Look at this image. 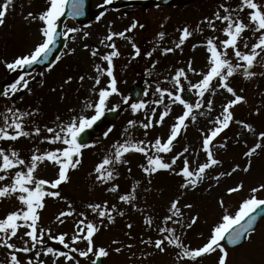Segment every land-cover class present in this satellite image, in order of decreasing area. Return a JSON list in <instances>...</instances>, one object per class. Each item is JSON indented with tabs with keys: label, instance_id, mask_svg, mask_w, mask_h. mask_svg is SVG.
<instances>
[{
	"label": "rangeland",
	"instance_id": "obj_1",
	"mask_svg": "<svg viewBox=\"0 0 264 264\" xmlns=\"http://www.w3.org/2000/svg\"><path fill=\"white\" fill-rule=\"evenodd\" d=\"M45 1L35 0V3L39 4ZM126 1L110 0V3L105 4L104 0H93L92 4L96 15L90 24L79 25L69 21L65 25V30L67 28L78 30L75 33H69L68 45L60 63L62 65L67 60H71L72 67L64 72L58 70L56 79H53L55 74L52 75V72H55L61 65L54 71L51 70L52 68L49 70L37 69L32 76L26 77L29 80V89L34 90L32 96H28V89L21 88L16 93H24L21 100L13 102L8 97H0V102H9V104L17 105L20 111L33 113L23 120L24 130L31 132L32 135L22 136L19 144L17 143L18 138L11 145V150H16L19 153V146L22 143L20 157L27 163L33 154L64 147L61 142L50 143L43 139V137L52 135L46 131V127L57 128L58 125L69 122L73 116L93 114V109L87 108L86 104L96 102L99 90L107 88L111 79L106 71L101 75L96 70V65H100L101 70L108 68L107 61H104L102 57L113 51L108 47L109 43L114 42L120 53L119 56L113 58L112 64L119 91L109 97L107 108L111 109L116 105L123 106L122 116L118 122L104 128L101 136L93 139L90 144L93 146L82 150L81 164L76 169L69 171L70 180L68 182L59 186L58 189H52L51 184L45 185L46 190H59L63 199L45 198V207L39 210L40 220L38 221V234L39 229L46 230L43 237L45 244H38L36 249L30 253L17 252L21 264H27L29 257L32 258L34 264H38L35 257L36 251L41 252L39 260L44 261V264H75L74 261L69 262L63 256H55L51 253L45 255V245L74 256L79 264H88L95 255L89 254L88 257H80L78 252L72 251L73 248L81 251L87 248L86 241L79 240L73 243L71 240L72 236L77 234V225L81 219H84L85 223L92 221L99 226V231L94 235V249L105 247L108 250L109 255L104 257V264H218V257L221 255L219 250L212 254H205L193 261L188 258L177 259L181 252L180 248L168 244L167 241L164 245L165 251H160L154 245L147 244L146 241L163 238L167 233H160L159 228L170 227L176 230V235L180 236L183 243L189 248L201 247L210 238L209 234L214 226L221 222L225 208L227 207L229 214H234L242 201L249 197L251 189L264 184V146L257 149L251 157L244 155L258 142L264 145V140L259 137V133L264 132V81L262 82L264 72H261L264 69V63L259 62V57L258 62L251 69L255 73L254 76L245 78L243 73L238 72L229 79L230 86L246 100L231 109L234 114L233 122L213 141L212 151L222 163L207 170L205 179L196 188L182 189L180 185L184 182L183 177L168 170H159L151 175L146 174L141 168V165L146 166L145 155L134 151L125 154L124 159L128 163H118L112 166L114 180L101 183L96 179L98 175L95 171L96 167L106 156L114 154V146L117 142L123 143L131 139L134 141L143 140L149 144L154 143L158 137L162 140L167 139L172 125L176 123V118L183 113L184 108L179 102L172 103L167 93L163 97V103H155L161 98L156 88L159 85L162 90L175 92L179 87L173 79L177 70L183 68L187 74L188 79L185 80L181 77L180 85L183 86V89L189 88L194 92L196 97L191 103L202 101V107L193 109L196 120L192 121L190 118L186 120L187 127L182 130V137L173 146V151L161 154L166 162H170L171 156L182 152L184 147L189 149L185 156L189 159L191 169L194 170L199 164L206 162V152L202 147L204 135L215 127L216 117L221 116L223 106L227 101L234 99L230 93L218 87L219 81L213 82V88L216 89L215 94L209 91L203 98L198 95L197 89L191 88V84L201 80L202 73L208 70L210 53L207 51V38L213 37L218 48L221 47L220 41L227 38L223 31L227 22L222 23L220 20H214L216 28L213 30L204 18H214L218 9L222 15L226 14L223 9H220L221 4L230 9H237V3L239 6L241 0H175L169 8L160 9L156 3L146 8L139 7L135 2H132L129 7L121 8L120 4ZM30 2L33 0H13L4 18V24L0 25V83H14L21 75L20 69L9 70L6 64L18 56L29 54L38 43L42 42L41 27H38L37 19L33 20L28 16L30 12L33 13V3ZM259 2L264 3V0H259ZM3 3L4 0H0V4ZM101 12H104V15L97 20L96 17ZM245 20L247 23L250 22L249 14ZM202 21L203 23H201ZM133 22H138V25L142 24L143 27L137 26L132 31L126 32V38L113 37L111 42L105 39L110 30L112 32L124 31ZM185 26L189 27L192 35L177 48L181 31ZM85 33L88 35L85 36ZM160 33H164L163 37L160 36ZM176 36L178 37L176 38ZM258 36L259 33L253 35L251 31L245 30L243 37L248 39L249 48L245 49L241 42L240 50L250 51L251 44L257 42ZM133 43L140 49L139 55H136ZM85 45L88 47L85 48ZM166 48H174L175 51L166 53L164 51ZM71 49H75V51H70ZM93 50H98L97 55H92ZM148 52H152V55L148 56ZM228 56L234 63H243L235 57L231 48L228 49ZM189 62H191V67L196 69L195 72L188 68ZM51 75L52 78H50ZM61 75L72 77V79L68 81V78ZM98 75L100 83L97 85L95 78ZM81 76L84 77L83 80H80ZM77 84L81 95L75 96L69 90ZM44 85L54 86V90L50 93L46 92L49 93L48 96H38L34 100L35 103H29L28 98L31 99L41 91H47L48 87L41 89ZM140 85L144 89L141 101L145 102L146 107L134 112L131 109V104L138 102L132 100L130 90L134 86ZM125 96L128 97L127 103L124 102ZM209 100L213 102L211 110L207 108ZM9 104L7 105L11 106ZM8 106L0 103V115L8 114L6 113L7 108L13 107ZM166 106L171 109L169 115L162 125L156 124L155 121L159 119L160 113L165 110ZM153 109H155L154 116ZM149 118L152 119L153 126L144 129L141 123L148 122ZM130 120L135 121V125L130 126L128 124ZM237 121L252 125L253 131L244 128ZM1 122L2 117H0V126H2ZM35 127L42 129L40 135L34 133ZM110 127L112 131L105 137L104 132ZM57 130L59 129L57 128ZM145 132L148 134L145 135ZM9 144L7 140H0V147L5 148L6 151H10ZM221 144L226 146L221 147ZM87 153H89L88 159ZM183 159L181 157L174 166L177 171L183 167ZM249 161L251 167L248 171H244L243 169L248 166ZM236 165H239V169L232 175L222 176L219 182L213 179L219 173L231 171ZM22 168L23 166H19L9 172L14 173L16 169L21 170ZM23 170L26 171V168ZM2 173L4 172H0V175ZM35 175L37 179L53 181L58 176V165L44 161L39 164ZM6 177L8 180L0 181V187L11 182L8 174ZM239 183L243 184L241 191L232 194L226 193L229 187H235ZM114 185H119V190L117 192L109 191ZM134 186L135 199L133 202L129 204L120 201L119 196L133 193ZM256 195L264 196V190ZM218 196H225V198L229 196L230 202L228 199L227 201L223 199L222 207L219 203L220 200L215 202ZM173 200H179L178 206L183 213L182 216H174L173 219L182 220L183 227L172 221L164 223V217L172 214L168 209ZM105 201L109 209L115 205L116 211L111 212L114 222H109L106 217H99L97 212L88 208L89 204L103 205ZM69 203L75 211L71 216L61 217L64 223H60L56 217L60 212L69 210ZM188 204H191L192 207H184ZM21 206L23 205L18 199V193L0 198V219L7 216L4 213L9 214L22 209ZM81 212H84L85 216H80ZM120 212H123L124 215H119ZM193 216L198 217L197 222L191 228H187V224L191 223ZM148 217L152 218L151 226L145 222ZM128 224H131L132 227L128 228ZM28 230L27 227H21L17 236L13 237L10 242L20 248L25 246L23 241L27 240L29 241L27 246L30 247L31 239L24 235ZM47 230H50L52 236L67 233L65 243L68 247L50 239ZM129 245L131 247H128ZM116 248H120L121 251L116 252ZM11 251L13 250L0 246V264H10L9 253ZM227 251L229 253L227 264H264V221L243 245L235 249L227 248Z\"/></svg>",
	"mask_w": 264,
	"mask_h": 264
},
{
	"label": "snow or ice",
	"instance_id": "obj_2",
	"mask_svg": "<svg viewBox=\"0 0 264 264\" xmlns=\"http://www.w3.org/2000/svg\"><path fill=\"white\" fill-rule=\"evenodd\" d=\"M13 0H4L3 4H0V25L4 24V18L7 15L9 7L11 6ZM104 3H110V0H104ZM66 0H49V6L46 10L42 11L37 15L29 13L28 16L33 20L39 19L42 22V27L40 29L42 35V42L27 55H21L15 58L12 62H8L6 67L9 70L15 71L17 69H23L25 66L36 65L45 60H48L50 54L53 51V47L58 39V37H68L69 33H75L78 30L75 28H67L63 32H58L57 27L60 22V18L64 15ZM82 5L83 0H72V15H82ZM249 9V23H245L243 19L240 18L239 13L244 11V9ZM220 9H223V12L226 14H221V11L218 9L214 14V18L210 19L205 17L204 20L208 22L209 27L215 30L216 25L214 20H220L222 23H226V27L223 28L224 33L227 38L220 41L221 47L218 48L217 44L214 43V38L209 37L206 40L207 51L210 53L209 57V67L208 70L202 73V79L195 84H191V88L198 90V95L203 98L206 92L211 91L215 94L216 89L213 88V82L219 81L218 87L220 89L226 90L230 93L234 99L227 101L223 106V111L221 116H217L215 120V127H213L208 134L204 135L202 141L203 150L206 152V162L198 165L196 169L190 168V162L185 153L189 152L188 147H184L182 152H179L175 155H172L170 162H166L163 154H168L173 151L174 142L177 140V137L180 135L182 130L186 129L187 124L186 120L189 118L192 121L196 120V116L193 115V109H199L202 107V101H198L195 104L189 103L187 100L182 98L180 92L183 90V86L180 85L181 77L185 80L188 79L187 74L183 68L176 71L174 76V82L177 86L175 92L170 90H162L159 85H157L156 91L160 94V99L155 103H163V97L165 93L171 99L172 103L179 102L184 108V111L181 115L176 118V123H174L170 129V134L167 136L166 140L161 138H156L154 143L146 144L145 141L139 140H126L123 143L117 142L115 147L114 154L111 156H106L102 162L96 167L95 171L98 174L96 179L101 183H106L115 179L114 169L112 166L118 163H128L124 159L126 153L137 152L142 153L146 157V166L141 165L142 170L146 174H154L159 170H168L176 175L183 177L184 182L180 185L182 189L196 188L197 185L202 182L205 177L207 170L211 169L213 166L220 165L222 161L216 158L214 152L212 151V144L214 139L220 135L225 129L229 128V125L234 120V114L231 109L240 102H244L246 98L242 95L237 94L236 90L230 86L229 79L233 77L234 74L238 72H243L245 78H251L255 75L250 69L254 64L258 62L264 63V3H260L259 0H241V4L237 9H230L224 4L220 5ZM104 15V12H101L99 16L96 17L99 20ZM203 23V21L201 22ZM143 27V25H138V22H133L132 25L120 32L109 31L108 36L105 38L107 41H113V37L126 38V32H130L133 29ZM199 28V26H198ZM202 31V29H200ZM245 30H249L255 35L259 33L258 40L256 43L251 44L250 51H241L240 43H243L245 49L249 48L248 39L243 37ZM88 33H85L87 36ZM164 33H160V36L163 37ZM192 32L189 27L185 26L181 31V36L179 38L180 43L176 45L177 48L180 47V44H183L185 39L190 37ZM75 39V37H72ZM130 39V38H129ZM103 43V41H101ZM88 45H85L87 48ZM108 47L112 48L113 51L104 55L102 59L107 61L108 68L101 70L100 65H96V70L102 75L106 71L107 75L111 78L107 88H101L98 92V100L96 102H88L86 107L93 109L94 114L88 116L84 114H79L73 116L69 122L66 124L58 125L57 128L46 127L48 133H52L51 136L43 137L44 140L49 141L50 143L61 142L64 147L57 148L55 150L45 151L39 154H33L30 158V161L26 163L22 159L19 153L16 150L6 151L5 148L0 147V172L8 173L9 170L15 169L19 166L26 168V171L21 170L15 171L14 177H12V182L8 185L0 187V198L8 197L12 194L18 193V199L24 206V208L16 211H12L3 219H0V246H5L10 250H13L9 253L10 255V264H21V260L18 259L17 252L30 253L36 249L38 244H45L43 237L46 233V230L41 228L39 229L38 234V221L40 220L39 210L45 207V198H62L59 190H46L45 185L51 184L52 189H58V187L70 180L69 171L71 169H76L81 164L80 157L82 156V150L93 145H89L84 141V137L87 135L88 129L93 128L98 121L104 117L106 110L115 111L119 105L108 109L107 104L109 102V97L113 94L118 93L117 80L113 74L112 64L113 58L119 56V51L116 48L115 43H109ZM196 47V45H193ZM133 48L135 49L136 55L140 54V49L133 43ZM231 48L234 51L235 57L243 63H234L232 59L228 56V49ZM259 50V51H258ZM70 51H75L71 49ZM164 51L172 52L173 48H166ZM98 50H93L92 55H97ZM148 56L152 55V52L147 53ZM59 56L56 57L58 61ZM188 68L195 72L196 69L191 67V62L188 64ZM29 74L24 73L19 75L18 79L14 83H11L6 90H4L0 95L4 97H9L10 94L17 93L21 88L29 89V80L26 78ZM42 75V73H41ZM72 77H68L70 81ZM84 77L81 76L80 80H83ZM66 81V82H68ZM100 83V76L98 75L95 78V84ZM242 91V90H241ZM124 102H128V97H124ZM146 107L144 101L138 103H132V111H138ZM208 110L213 108L212 100L207 102ZM170 108L166 106L165 110L160 113L159 119L155 121L156 124L162 125L165 118L169 115ZM259 112V109H257ZM6 113L2 116V126H0V140H12L15 141L18 138L24 136H31L32 133L24 130L23 120L27 116L33 115L32 112H23L19 109L7 108ZM155 115V109H153V116ZM10 120V122H9ZM135 121H128L130 126L135 125ZM244 128L249 131H253L252 125L247 124L243 121H237ZM141 126L144 129H149L153 126L152 119L149 118L148 122L141 123ZM9 129H14V132H10ZM42 129L40 127L34 128V133L40 135ZM112 131V128H108L104 132V136L107 137L108 134ZM148 133L145 132V135ZM261 140H264V132L259 133ZM221 147L226 145L221 144ZM262 145L258 142L254 147L250 148L248 152L244 155L246 157H251L257 149L261 148ZM154 149V151H153ZM38 152V150H37ZM183 157V167L177 171L175 165L177 161ZM44 161L53 162L55 165H58V176L55 180L49 181L47 179H37L35 173L40 163ZM108 166V167H106ZM251 167V162L243 170L248 171ZM239 169V165H236L227 173H219L217 176L213 177L217 182L220 178L225 175H232ZM130 171V169H129ZM6 179V175H0V181ZM133 193L123 194L119 196V200L131 204L135 199ZM243 184L239 183L235 187H229L227 189L229 194L236 193L241 191ZM119 190V185H114L109 189V191L117 192ZM264 190V184L259 185V187H253L251 189V194L248 198L244 199L240 204L238 210L234 214H229L228 210L225 208V214L222 216L221 222L217 223L212 229L210 238L206 243L201 247L194 249L189 248L183 243V240L180 236L176 235V230L170 227H161L159 228L160 233H167L163 238L156 239L155 241L148 239L146 241L149 245H154L155 248L160 251H165V242L168 244L174 245L180 248L181 252L178 255L177 259L188 258L195 261L197 258L204 256L205 254L215 253L217 250L221 253L218 257V264H227V258L229 253L226 248V244L237 245L243 238H250L251 233L255 231L254 224L256 223L258 217L261 216L262 206H264V198H258L256 195L258 192ZM221 206L224 205V200L219 201ZM179 200H173L170 204L168 211L172 213L171 215L164 217V223L172 221L173 223L179 224L183 227L182 220H174V216H182L183 213L179 208ZM184 207L191 208L192 205L188 204ZM88 208L93 212H97L98 216L101 218L106 217L109 222H114V217L111 212L116 211L115 205L111 206L109 209L107 202L104 204H89ZM74 209L69 203V210L62 211L56 217L60 223H64V220L61 217L71 216L74 213ZM80 216H85L84 212L79 213ZM119 215L123 216L124 213L120 212ZM264 218V217H261ZM198 217L193 216L191 218V223L187 224V228H191L193 224L197 222ZM146 224L151 226L153 223L152 218L148 217L145 220ZM103 223V221H101ZM21 227H27L29 230L24 233L25 236L31 239V246H27L29 241L24 240V247L17 248V245L11 243V239L16 237L18 230ZM132 225L128 224V228H131ZM48 231L49 238L52 240L58 241L59 244H63L65 247L68 245L65 243V237L67 233L52 236L50 230ZM99 231V226L92 221L85 223L84 219L79 220L77 225V234L73 235L71 240L73 243L79 240H84L87 242L86 250H79L73 248V252H78L80 257H88L89 254H93L99 259L100 257H106L109 255L108 250L105 247H99L98 250L94 249V235ZM144 242V241H142ZM115 243V241H114ZM128 247H131L129 245ZM116 252H120V248L115 249ZM53 254L55 256H63L69 262L74 261L75 264H79V261L75 259L74 256L59 251L51 246L45 245L44 254ZM41 255L40 251L35 252L36 261L38 264H44V261L39 260ZM27 264H34V261L31 257L27 260ZM94 264V262H93Z\"/></svg>",
	"mask_w": 264,
	"mask_h": 264
},
{
	"label": "water",
	"instance_id": "obj_3",
	"mask_svg": "<svg viewBox=\"0 0 264 264\" xmlns=\"http://www.w3.org/2000/svg\"><path fill=\"white\" fill-rule=\"evenodd\" d=\"M144 1V0H143ZM161 1V3H167L169 0H160ZM72 0H67V2H66V5H65V9H64V15L61 17V22H63V21H65L67 18H70V17H72V18H75V19H77V20H79L80 22H83V23H85V22H87V21H89L90 20V15H91V11H90V0H83V5H82V15H79V16H76V15H72L71 13H72ZM60 22V23H61ZM61 30V24H59V29L57 30L58 32H61L60 31ZM59 48H57V47H53V51H52V53L50 54V56H49V58H51V57H55L58 53H59ZM37 64H42V62L41 63H37ZM30 69V67L29 66H27L26 68H24V71H27V70H29ZM2 92V89L0 88V93ZM113 115V114H112ZM107 119H111V118H113L110 114H108L107 115V117H106ZM104 120H102V122H103ZM258 211H260L261 212V216L264 214V209L263 210H258ZM260 216V217H261ZM259 217V218H260ZM259 219H257V221H258ZM257 221H256V223H257ZM255 225V224H254ZM91 264H93V263H91ZM94 264H102V259H101V257L99 258V259H97L95 262H94Z\"/></svg>",
	"mask_w": 264,
	"mask_h": 264
}]
</instances>
